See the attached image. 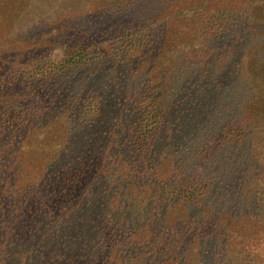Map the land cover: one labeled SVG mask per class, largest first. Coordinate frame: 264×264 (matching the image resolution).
I'll return each mask as SVG.
<instances>
[{"label": "trees", "instance_id": "1", "mask_svg": "<svg viewBox=\"0 0 264 264\" xmlns=\"http://www.w3.org/2000/svg\"><path fill=\"white\" fill-rule=\"evenodd\" d=\"M50 1V9L60 17L59 0L47 4ZM151 1L91 0L88 12L69 10L66 17L74 20L71 32L58 35L53 50H39L33 63L7 71L6 80L0 75V88L17 87L20 99L22 91L34 95L37 84L55 87L44 98L51 101L44 115L20 112L11 120L7 119L12 106L9 94L0 95V146L13 143L12 130L21 125L35 129L39 124L34 120L44 121L39 123L45 129L61 124L66 139L43 177L54 180V185L55 172L61 169L53 166L60 156L83 153L86 142L100 139L109 143L101 172L110 178L103 188L113 193L104 196L102 204L112 195L111 202L116 198L112 209L122 217L135 214L144 219L146 215L154 224L158 219L165 223L170 212L180 213L175 224L218 228L215 241L219 230L223 241L230 237L224 232L228 226L219 223L232 220L254 223L264 234V0H213L204 13L199 7L207 8L205 0L182 5L178 0H163L168 5L178 1L171 18L181 22L179 30L187 26L185 20H191L187 27L194 31L186 41L178 34L176 43V36L172 38L169 54L159 48V33L163 30L162 36H167L169 24L163 28L150 22L146 9ZM38 7L43 12L41 4ZM47 7L34 18L50 25L44 20ZM82 19L105 21L98 32L88 34ZM111 22L113 27L103 32ZM208 56L212 57L207 64L203 59ZM159 59L166 63H157ZM13 147L18 146L13 143ZM6 162L0 153L3 190L9 172H17L8 171ZM163 165H169V173L158 176ZM86 166L68 174L60 183L62 192L67 193L77 183L76 174H85L91 164ZM43 179L23 194L33 202L31 223H23L19 231L0 224V264H54L55 258L64 257L59 253L69 249V240L82 238L84 228L79 222L87 206L103 208L93 186L85 203L45 213L37 204L44 200ZM12 195L8 206L0 204V217L7 211L18 222L25 212L18 201L23 195ZM72 217L74 222L69 220Z\"/></svg>", "mask_w": 264, "mask_h": 264}, {"label": "rangeland", "instance_id": "2", "mask_svg": "<svg viewBox=\"0 0 264 264\" xmlns=\"http://www.w3.org/2000/svg\"><path fill=\"white\" fill-rule=\"evenodd\" d=\"M46 1L49 0H34L33 2H30V0H0V75L3 76V80H6L11 68L18 69L20 67L22 69L26 62L33 63L36 60L35 58L38 57L35 55L36 52L39 50L41 52V50L46 48H52L51 50H53L56 47L53 45L57 40V36L61 33L71 32H68L74 22L71 17L68 18L71 14L70 12H72L71 10L88 12L91 8V0H59L63 12L59 17L58 12H53L50 9L52 1L48 2V4ZM178 1L181 5L182 2H188V0ZM178 1L168 5L163 0H153L151 3L148 2L149 5L146 9L148 10L146 15L152 17L151 23L161 26L169 24L167 25V36H162L163 30L159 33L161 44L159 48H163L162 51H165L166 54H169V50L174 45L172 38L176 36L174 43L177 42L179 37L186 41V36L191 34L192 37L194 32L187 27H191V20H185L183 24H187V26H182V29L179 30V26L182 25L181 22H175V19L171 18L177 13ZM211 1L213 0H205L207 8L199 7L203 11L201 13L210 8ZM20 2H23L21 7ZM39 4H41L43 12L45 5L48 6V12L44 14V20L50 21V25L39 23L34 18V16L43 13L38 7ZM69 10L70 12H68ZM66 15L68 16L66 17ZM186 15L191 17L192 14L186 12ZM82 20L85 30L89 32L88 34H95L102 26L101 23L109 19L106 18L103 21L100 19ZM112 25L113 23L111 22L110 27L104 26L103 32L105 30L108 32L113 27ZM163 28H166V26ZM80 34L82 36L83 33ZM182 44L185 47L187 45V43ZM211 57L208 56L203 60L207 64L208 62L211 63ZM157 63L162 65L166 61L159 59ZM215 63L220 64L219 61ZM58 84L62 86L63 81H59ZM40 85L37 84V87H33L34 95H32L33 93L30 90H26L29 93L24 95V91H22L21 99L24 103L21 102L20 92L17 87L12 89L5 85L0 88V95L6 97L5 95L9 94L8 99L10 100V105H12L10 106V113L7 119L11 120L13 115H18L20 112H27V114L32 112L33 115H35L34 113L44 115L43 113L47 112L51 101L49 98L47 100L44 98L47 97L49 90L53 92L55 87L51 85L46 87L48 84L42 87ZM54 93L53 97L55 98ZM38 96L39 98L36 99ZM27 99L28 101L25 102ZM22 104L24 107H22ZM25 104L31 106L28 107ZM55 111L53 110V112ZM39 122L44 121L40 120L37 122L34 120V124H39L35 129L32 128V125L30 127L29 125H21L17 129L12 130L14 133L12 137L14 141L12 142L18 146L17 148L13 147V143H10L9 146H0L3 160L8 161L6 162L9 167L8 171L17 169L16 175L11 171L7 175L9 179L6 180L5 184L10 188L6 187V190L0 188V204L2 205L8 206V197L13 193L12 198L17 195H23L27 191L26 188L28 186L39 184L43 177L49 173L50 161L60 154L67 132L63 130L61 124L45 129L41 127L43 124ZM92 133L97 134L100 131H93ZM5 142L3 141L2 145ZM108 145L107 141L104 142L98 139L97 142H86L83 153L76 152L73 157L60 156L56 165L53 166L61 169L60 172L58 170L55 172L56 184L52 183L54 180L43 179L44 200L37 203L40 210L47 213V211L52 209L63 210L65 206L71 208L76 207V204L80 202L85 203V195L91 192L93 186L97 188V195L95 196H98V199L100 198L101 204L104 203L106 200L104 196L107 198V194L111 193L104 192L103 188L106 182L109 183L110 177L101 172L102 161L107 155ZM87 163L91 164V167L86 172L87 174L80 175V172L78 174L75 173L79 176L75 177V182L77 183L73 184L67 193L62 192L61 187H59L60 183L64 179H68L75 172L74 170L86 166ZM137 164L140 163L138 162ZM168 166H161V172H159L158 176L168 174ZM111 194L113 195V193ZM112 195L110 198H112ZM110 198L107 203L102 204L103 208H100L99 211L94 209L93 206H87L88 211L81 215L82 221L79 222L83 224L84 228L82 238L77 236V238L69 240V249L65 253L62 250L59 254H64V257L55 258L53 260L54 264H264V234L260 229H257L258 226L254 223H248L247 221L237 223L233 220L227 224L225 222L219 223L222 227L228 226L224 232L229 233L230 237L228 236L226 241H223L222 235H220L222 230H219V235L215 241V233L218 228L199 230L198 228L175 224L174 221L179 216H182L180 213H168L167 219L164 220L165 223H159L158 219V222L152 224L151 221H148L146 215L144 219L138 218L141 220L139 221L135 214L126 216L127 220H125V216L122 217V214L112 209V203L116 202V198L112 202ZM29 200L30 198L28 199L24 195L21 200H18L23 202L22 207L25 208V212L18 219V222L11 220L10 214L6 211L3 212L4 216L0 217V224L2 222L6 223L10 229L18 231L23 227V223L27 226L28 222H30L29 216L33 214L32 209H30L33 202ZM25 201L29 205H24ZM69 220L74 222L76 218L72 217ZM127 224L129 229L126 228ZM29 228L31 227L29 226ZM161 250L162 252H160ZM39 262L44 264V262ZM50 263L53 264L52 261Z\"/></svg>", "mask_w": 264, "mask_h": 264}]
</instances>
